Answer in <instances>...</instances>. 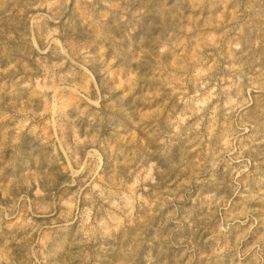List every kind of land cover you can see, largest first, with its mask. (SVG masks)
<instances>
[{
	"label": "rangeland",
	"instance_id": "1",
	"mask_svg": "<svg viewBox=\"0 0 264 264\" xmlns=\"http://www.w3.org/2000/svg\"><path fill=\"white\" fill-rule=\"evenodd\" d=\"M0 264H264V0H0Z\"/></svg>",
	"mask_w": 264,
	"mask_h": 264
}]
</instances>
